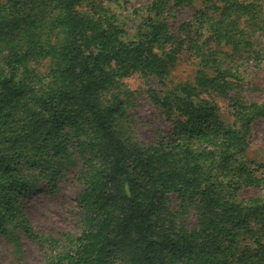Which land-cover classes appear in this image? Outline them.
<instances>
[{"label":"trees","instance_id":"16d2710c","mask_svg":"<svg viewBox=\"0 0 264 264\" xmlns=\"http://www.w3.org/2000/svg\"><path fill=\"white\" fill-rule=\"evenodd\" d=\"M118 1L0 0V243L12 264L22 238L43 264H264V168L245 158L264 102L238 93L264 59V0H151L131 37ZM196 4L175 34L169 12ZM184 47L198 70L147 88L170 129L140 143L122 81L165 86ZM39 191L73 198L76 233L34 230Z\"/></svg>","mask_w":264,"mask_h":264},{"label":"rangeland","instance_id":"374dc122","mask_svg":"<svg viewBox=\"0 0 264 264\" xmlns=\"http://www.w3.org/2000/svg\"><path fill=\"white\" fill-rule=\"evenodd\" d=\"M151 0H119L111 2L107 6L116 16L117 23L126 34L131 37L139 26L141 19L145 16V6ZM201 8L196 4L194 7H184L169 12L168 22L177 34L182 24L191 23L195 11ZM178 37L183 38L182 34ZM258 70L249 64L245 84L239 93L241 98L247 102H264V59ZM198 70V61L184 48H181L177 55L174 66L170 69L165 86L161 85L155 78H143L133 75L125 80L123 84L126 89L124 98L126 100L127 115L130 130L137 141L143 144L151 143L157 132H167L170 129V122L163 116L162 110L156 107L147 96V88L150 86L156 92H163L172 86H178L192 81L193 75ZM232 96V94L230 95ZM204 97V96H203ZM212 99L218 105L221 113H229L228 96L212 95ZM253 169L264 168V119L257 120L252 126L250 146L245 155ZM258 170V169H257ZM260 172L264 173V169ZM264 193V192H263ZM258 195L256 191L244 190L239 194L240 198ZM72 197L65 198L64 205L52 201L45 191L35 193L31 200V222L37 233L44 235H56L61 232L76 233V212L72 205ZM175 209L177 202L171 200ZM194 216L189 219L190 226L194 225ZM23 262L26 264H43V251L35 243L22 238ZM0 264H12L10 247L0 243Z\"/></svg>","mask_w":264,"mask_h":264}]
</instances>
